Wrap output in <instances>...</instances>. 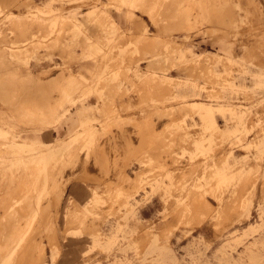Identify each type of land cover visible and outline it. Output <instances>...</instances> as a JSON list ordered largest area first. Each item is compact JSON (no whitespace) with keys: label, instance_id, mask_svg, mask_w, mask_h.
<instances>
[{"label":"rangeland","instance_id":"1","mask_svg":"<svg viewBox=\"0 0 264 264\" xmlns=\"http://www.w3.org/2000/svg\"><path fill=\"white\" fill-rule=\"evenodd\" d=\"M14 1V6H10L8 10L15 13H24L21 19L20 17L16 18L20 22L14 21V19L6 22L4 13L2 16L0 15V130L7 132L8 135L14 138H36L40 142H44L40 134L52 126L47 125L48 122L44 120V115L40 113V106L43 102L41 95L44 87H39L41 81L38 80V74L46 71L50 72L48 77H51V75L57 73L62 75L63 72L69 69L70 74L75 76L74 65L81 61H89L93 62L97 67L99 66L101 71L97 73L102 78L101 80H95L96 78H94L93 74L89 78L91 81L86 86H81L82 90L86 92L85 95L88 93L90 95L95 94L102 105L90 113L89 118L94 121L91 123L95 124L91 125L95 127L96 124H99V130L97 131L96 129L95 131H100L99 134L103 137L114 133L117 134L119 133L117 132L118 129L121 130L123 127H128L131 131L127 133L132 138L130 142L133 140V143L127 153L101 160L99 156L101 157L105 153L107 144L103 145V147L92 148L94 155L92 156V153H90V159L95 161L98 170H103L104 173L108 171L107 175L114 173L115 175H112L115 178L110 175L109 179L105 180L103 184H100V182L98 184L96 183L97 181L91 182L95 185L96 190L101 192V195L106 194V196H102L105 202L101 204V201L96 206H93L87 216L84 214L82 216L81 212V217L69 222L64 215L66 209L71 207L72 204L69 198L67 199L68 201H64L65 189L68 185L67 183L65 186V183L70 181L69 179H73L74 176L78 178L82 177V175L80 173L76 175L72 173L73 171L70 170L72 168L71 159L67 158H69L68 153L72 155L73 151L74 155H77L76 153L80 151L78 150L79 146L81 148V145L84 146L85 144L84 138H79L74 142L73 151L71 148L72 153L69 150L64 152L61 166L57 164L58 169L54 170L52 174L50 173L49 177L51 179H49L45 188H42V175L40 173L43 163L35 159L26 161L25 167L20 166L18 170L16 166H10L9 161H7L10 159L8 148L4 145V139L1 138L0 195L2 193L3 195L0 196V204L2 203L0 209H4V212L9 205L8 202L10 200L13 202L17 199L19 203L16 204L17 206L15 205V209L20 210L19 212L24 210L22 211L23 215L25 212L30 217L34 213V209L31 207L35 205H33L32 198L30 199L26 196L27 192H45V194H43L42 201L38 206L40 212L38 213L37 211L36 219L31 222V225L34 224L31 230L32 235L24 239L13 253L8 250L15 243V239L12 236L15 229L18 227L22 228L20 221L17 220L22 215L21 213L19 215L18 211L8 217L5 216V212L4 215L0 213V217L3 218L0 225L1 223L5 224V228L2 226L3 224L0 226V248L6 247L7 249L0 250V264H54L52 256L56 251V247H61L62 243L68 240L77 242V245H79L78 259L82 260L84 258L86 264H264L263 0H137V5L140 8L137 16H141L145 29L143 26L136 27V31L140 34L136 35L134 33L133 39L129 38L128 35V23L131 22H129L128 17L126 18V9L121 6L123 4L121 0H85L87 2L83 0L84 3L81 0V4L80 0H69L68 2L67 0H64V2L63 0H60V2L56 0L51 6L53 8L57 7V9L53 13H44L45 15L38 14L35 7H41L48 0ZM17 2L23 3V7L15 6ZM28 2L29 9H26ZM92 5H97L104 13L91 17L84 15ZM118 7L123 10H117ZM27 11L29 12V17L27 16ZM56 13L59 20L61 18L59 22L58 20L55 21L56 18L58 19ZM110 14L111 17L113 14H119L126 18L128 27L124 31L120 30L121 32L117 30L118 37L112 36L113 28ZM51 20H54V25L56 22L55 26ZM5 23L9 24L6 26ZM122 33L124 36H122ZM44 35L51 36L48 37L49 40L46 36L45 40ZM88 38L90 41L92 40L93 48L92 46L89 48L85 44ZM114 38L116 39L114 40ZM144 38L147 39L145 42L143 41ZM127 39L133 40L135 43L126 45ZM112 40L115 41L114 44ZM201 41H211L213 44H219L221 50L217 52L204 51L196 46ZM46 44L48 45L46 46ZM223 49L231 50L232 56L242 57L243 60L235 61L229 66L223 64L217 60V56L222 54ZM84 50H86L87 54H85ZM103 50H105V53ZM93 51L95 52L93 53ZM100 55H103V58ZM115 55L118 58L115 59ZM164 55L168 58L165 62L161 60ZM54 56L58 57L59 61L55 62L54 59L45 71L31 70L29 68L28 63L33 58L34 60H40V58L44 60L51 59ZM93 57L95 58L93 59ZM195 59L198 61H194ZM113 61L117 64L115 63L116 65H114ZM109 62L111 63L109 64ZM141 62L144 63L141 64ZM56 67L57 69H55ZM52 69L55 70L52 71ZM166 75L170 78L168 79ZM258 78H261L262 83L256 86L255 83ZM235 83L236 85H243L245 88L235 87ZM97 84H99V89H103L101 95L100 93L96 94L97 91L93 92L94 86H97ZM170 87L171 89H169ZM59 88H62V85L55 83V85H52L51 90L59 92ZM82 90H80L81 94L78 91L73 93L69 91L70 95L67 98L75 97L74 100L77 101L84 99L85 96L82 95ZM213 90L215 91L212 94ZM73 94H76V96ZM106 94H110L112 97L109 102L110 109L107 111L104 110L105 101L108 97ZM176 94L178 97H175ZM125 98H128V106L124 104ZM59 101L63 103L62 96ZM83 101L79 102L82 103ZM192 101H199L209 105L214 111L216 120L217 117L221 119V122L218 123L221 127L232 128L240 121V118L244 121L245 116L249 115L247 120L253 121L249 125L251 126L249 128H253V133L245 136L242 141L231 140L233 143L230 141L218 142L217 139L220 140L221 136L215 134L218 138L214 135V139L212 138L210 143L213 150L209 151L210 147H208L205 149V153L198 155L199 158L196 156L195 159L197 160L198 158L197 161L192 159L196 163L203 165H201L202 167L200 166L201 169L195 162L189 163L188 166L193 164L191 166L193 168L189 167L191 171L195 170V167L196 170H199L192 171L188 174L189 177L186 176L187 174L183 175L184 171L188 173L190 170L186 165L182 167L183 163L182 165L180 164L181 160L178 159L179 157L176 153H181L183 144L184 147L187 146L190 149L193 144L191 140H199L200 137L203 138L209 135V133H204L207 130L203 131L199 117L194 116L193 111L192 116L189 108L185 109L188 107L187 103ZM79 102L76 103L79 104ZM58 103L56 102V104ZM65 104L68 106V103ZM168 105L170 107H167ZM161 106L162 109H159ZM230 109L237 112H232V114L229 111ZM151 110L152 112L156 110L155 113L159 117V126L154 127L156 129L152 128V122L150 121L149 124L146 116H142ZM243 111L248 113L237 115ZM138 113H141V116ZM183 115L184 117H182ZM134 116L141 118L138 120ZM174 117L176 118L175 120ZM167 119L170 122L167 121V123ZM247 120H245L246 124H250L251 122H247ZM128 121L130 124L127 123ZM142 123L144 125L147 123L146 126L149 125L148 127L145 126V129H147H144V131L141 127ZM175 123L182 124L179 126ZM183 125L187 131L183 129ZM161 127H163L162 132H160ZM148 129L151 131L146 132ZM153 130H158L157 134H154ZM172 131L173 133L171 134ZM199 131L201 132L199 133ZM193 132L196 133L193 134ZM174 133L178 134L174 135ZM138 135L139 137H137ZM153 136L154 139L151 141ZM120 138L119 136V141ZM172 139L176 140V142H173ZM82 142L84 143L82 144ZM173 143H175L174 146ZM216 143L220 144L216 145ZM155 147L156 150L153 149ZM83 149H86L88 153L91 150L90 148ZM156 151L159 152L158 156L155 154ZM234 151L237 152V158L233 156ZM209 152L210 154H208ZM146 154H150L149 156L153 158ZM171 155L173 156L171 157ZM168 157L172 158L173 163L170 162L171 158L168 159ZM176 157H178L177 159L180 162ZM200 157L203 158L201 159ZM162 158L164 159L162 160ZM120 160H123V162ZM176 160L178 163H174ZM161 165L163 169L166 167L164 165H167L164 169L165 173H163ZM243 165L244 167L246 166V171L242 170L241 172L246 176L240 174L241 178L239 175L236 179L238 181V178H240L241 183L235 179L236 182L234 181L233 184V187L236 183H238L237 185L240 184L235 186V190L239 188V192L233 190V187L232 192L228 188L225 189L226 191L221 190L224 187L222 188L221 181L216 176L220 175L224 169L243 168ZM171 166L173 169L170 172ZM181 167H185L184 171ZM186 168H188V171H186ZM180 169L183 171L181 174L184 178H181ZM68 171L69 174L65 175ZM173 173L177 177L173 176ZM154 174L155 177L158 176L157 179L153 176ZM163 174V179L166 181L167 186L166 192H162L165 199L162 201L160 198L161 193L158 192V185L163 180L160 178V175L162 176ZM247 174L252 175L250 177ZM35 176L38 178L37 183L33 180ZM153 177L155 180L152 179ZM188 177L191 180H188ZM242 179L248 185L252 181L251 185L242 184ZM245 179L246 181L251 180L245 182ZM181 180H183V184ZM84 181L87 182L89 180ZM189 181H192V183ZM133 182L135 184H132ZM218 182H220L219 185ZM144 183L148 184L144 185ZM178 183H180V186L176 185ZM187 183H190L189 186H187ZM213 183H215L214 186ZM107 186L108 188H106ZM118 186L119 188L121 186V188L119 189ZM207 186L209 192H206ZM246 186L250 188L248 189ZM181 187L188 189L184 190ZM244 187L246 190H244ZM134 189L138 190L133 192ZM214 190L221 193L216 192V195H214ZM240 190L244 192H240ZM210 191H213L212 195ZM24 192H26L25 196L23 195ZM207 194L220 199H215L214 201ZM217 194L221 195V197L217 196ZM195 196L200 197L201 201ZM206 197L208 203L204 205L203 199ZM153 198L161 201L163 205L161 214L152 219H142L139 216V211ZM58 200L61 201L59 216L55 213ZM126 200L127 202H125ZM3 202H7V205ZM73 202L78 205L77 207L82 208L85 206V204L79 205L74 200ZM13 215L16 217L13 218ZM5 220L8 221L6 222ZM9 227L10 229L7 230ZM1 232L5 234L2 235ZM4 235L5 237L7 236L6 239L5 237L2 238ZM11 236L13 239L7 240ZM5 241L8 242L6 243ZM255 256L257 258L254 262H251V258H255ZM257 260L261 262L259 263Z\"/></svg>","mask_w":264,"mask_h":264},{"label":"bare ground","instance_id":"2","mask_svg":"<svg viewBox=\"0 0 264 264\" xmlns=\"http://www.w3.org/2000/svg\"><path fill=\"white\" fill-rule=\"evenodd\" d=\"M66 1V0H65ZM69 0H67V2H68ZM75 1H77V0H75ZM79 1V0H78ZM85 1V0H84ZM14 0H0V15L2 16V14L4 13V19H5V21L6 22H8V21H12L13 19H14V21L16 20V18L17 17H20V19H21V16L23 17L24 15V13H15V12H12V11H9L8 10V8L10 7V6H14ZM54 2H56V0H48L47 2H45L41 7H35V10H36V12H38V14L39 13H41V14H44V13H50V12H52L53 13V11H55V9H57V7L56 8H53L52 6H51V4H53ZM58 2V1H57ZM59 2H60V0H59ZM63 2H64V0H63ZM82 2H83V0H82ZM85 2H87V1H85ZM121 2L123 3L121 6H123V8H125L126 10H125V14L127 15L126 16V18L128 17V19H129V22H131V23H128L129 24V28H128V35H129V38L131 37H133V35H134V33L136 34V35H139L140 33L139 32H137L136 31V27L138 28V26H143L144 25V23L142 22V19H141V16H137V12H139V10H140V8L138 7V5H137V0H121ZM75 3V2H74ZM84 3V2H83ZM76 4V3H75ZM78 4V3H77ZM80 4H81V0H80ZM104 4V3H103ZM23 3H19V2H17V4H15V6H17V7H23ZM67 5V4H66ZM68 5H71V4H68ZM106 6V5H105ZM26 9H29V2L27 3V6H26ZM6 10H8V11H6ZM117 10H123V9H121V7H118V9ZM61 11V10H60ZM99 11V12H98ZM142 12V11H141ZM35 13V12H34ZM102 13H104V11L103 10H100L99 9V7L97 6V5H92L91 7H90V9L88 10V11H86L85 13H84V15L86 14L87 16H98L99 14L101 15ZM106 13V12H105ZM124 13V12H123ZM136 13V14H135ZM142 13H144V12H142ZM36 14V13H35ZM60 14V13H59ZM45 15V14H44ZM51 15V14H50ZM49 15V16H50ZM27 16L29 17V12L27 11ZM52 16H53V14H52ZM56 16L58 17V14L56 13ZM60 17H61V15H59ZM82 16V15H81ZM64 17V16H63ZM62 17V18H63ZM152 17V16H151ZM3 18V17H2ZM88 18V17H87ZM54 19H55V17H54ZM64 19H66L65 17H64ZM0 20H1V18H0ZM3 20V19H2ZM58 20V22L61 20V18H60V20H59V17H58V19L56 18V20L55 21H57ZM68 20V19H67ZM69 20H71V19H69ZM75 20V19H74ZM154 20V19H153ZM13 21V22H14ZM17 22H20L19 20H16ZM52 22L54 21V20H51ZM51 21H49V23H51ZM110 21H111V25H112V28H113V32H112V36L113 37H115V36H117L118 37V35L119 34H117V30H118V32H121L120 31V27L118 26V24L117 23H115L114 22V20L112 19V17H111V14H110ZM70 22V21H69ZM72 22V21H71ZM156 22V21H155ZM12 23V22H11ZM75 23V22H74ZM79 23H80V21H79ZM121 23V22H120ZM6 24V26L9 24H7V23H5ZM52 24V23H51ZM51 24H50V27H51ZM157 24H158V22L155 24L156 26H157ZM185 24V23H184ZM53 25H54V22H53ZM52 25V26H53ZM55 25H56V22H55ZM54 25V26H55ZM70 25H71V23H70ZM74 25V24H73ZM77 25V24H76ZM130 25H131V27H132V29H130L131 27H130ZM159 26V25H158ZM74 27V26H73ZM144 27V29H145V26H143ZM181 27V26H180ZM2 28V27H1ZM52 28V27H51ZM54 29V28H53ZM81 29H83V28H81ZM80 29V30H81ZM181 29V28H180ZM50 30V29H49ZM73 30V29H72ZM78 30V29H77ZM143 30V29H142ZM82 31V30H81ZM54 32V31H53ZM52 32V33H53ZM140 32H141V30H140ZM49 33V32H48ZM51 33V34H52ZM82 33H84V32H82ZM50 34V33H49ZM123 34V33H122ZM53 35V34H52ZM143 35V34H142ZM45 36V35H44ZM47 36V38L49 37V36H51V35H46ZM46 36H45V40H46ZM122 36H124V34L122 35ZM136 37H138V36H136ZM40 38V37H39ZM43 38V37H42ZM41 38V39H42ZM134 38V37H133ZM132 38V39H133ZM140 38H141V36H140ZM51 39V38H50ZM116 38H114V40H115ZM124 39V38H123ZM28 40V39H27ZM39 40V39H38ZM48 40H49V38H48ZM114 40H112L113 41V44L115 43V41ZM147 39L146 38H144V42L146 41ZM26 41V40H25ZM24 41V42H25ZM29 41V40H28ZM138 41V40H137ZM142 41V42H143ZM41 42V41H40ZM46 42V41H45ZM48 42V41H47ZM46 42V43H47ZM135 43V41H133V40H129V39H127V42H126V45H131L132 43ZM143 42V43H144ZM42 43V42H41ZM49 43V42H48ZM109 43V42H108ZM25 44H26V42H25ZM89 48L93 45L92 44V40L90 41L89 40V38L87 39V42L85 43ZM96 44V43H95ZM112 44V43H111ZM48 44H46V46H47ZM138 45V44H137ZM44 46H45V44H44ZM94 46V45H93ZM93 46H92V48H93ZM103 46H105V45H103ZM99 47V46H98ZM110 47H111V45H110ZM124 47V46H123ZM137 47V46H136ZM109 48V47H108ZM121 48V47H120ZM137 48H139V47H137ZM229 48V47H228ZM107 49V48H106ZM111 49V48H110ZM131 49V48H130ZM132 49H133V47H132ZM131 49V50H132ZM93 50V49H92ZM92 50H91V52H92ZM85 51V54H87L86 53V50H84ZM104 51V53H105V50H103ZM107 51V50H106ZM95 51H93V53H94ZM114 52H116V51H114ZM92 53V54H93ZM99 53V52H98ZM88 54H89V50H88ZM102 54H103V52H102ZM98 56V55H97ZM101 56V55H100ZM103 56V55H102ZM101 56V57H102ZM109 56V55H108ZM111 56V55H110ZM124 56H126V55H124ZM198 57H201L200 55H197ZM95 57H93V59H94ZM103 58V57H102ZM110 58V57H109ZM108 58V59H109ZM115 59L116 58H118V57H116V55H115V57H114ZM134 58V57H133ZM217 60L218 61H220V62H222L223 64H226L227 66H229V65H231V64H233L235 61H238V60H243V58L242 57H235V56H232V51L231 50H225V49H223L222 50V54H219V56H217ZM107 59V60H108ZM199 59V58H198ZM28 60V59H27ZM161 60H164L163 62H165V61H167L168 60V58H167V56L166 55H164L163 57H162V59ZM39 61V60H38ZM92 61V60H91ZM194 61H198L197 59H195ZM96 62V61H95ZM108 62V61H107ZM111 62H109V64H110ZM113 63H114V65H116L117 63L115 62V61H113ZM116 63V64H115ZM219 63V62H218ZM75 64V63H74ZM76 65V64H75ZM74 65V66H75ZM26 66V65H25ZM73 66V65H72ZM58 67V66H57ZM57 67L55 68V69H57ZM232 67V66H231ZM94 68V67H93ZM226 68V67H225ZM55 69H52V71L53 70H55ZM58 69H59V67H58ZM227 70H228V68H227ZM233 70V69H232ZM43 71H45V70H43ZM51 71V70H50ZM101 70H99L98 72H100ZM102 71H104L103 69H102ZM49 73L50 72H43V73H40V74H38V80L39 81H41V83H39V87H44V89H43V91H42V95H41V99L43 100V102H42V105L40 106V113L41 114H43L44 115V120H46L47 122H48V124L47 125H50V126H54V125H56V124H58L67 114H68V112H69V110H71V108L72 107H74L77 103L76 102H81L82 100H85V99H87V98H89L90 96H95V94H92V95H90L89 93L87 94V95H85V91H83L82 90V87L81 86H86L91 80H89V78H87V77H84L83 75H81L80 73H76V75H75V78H76V81L75 80H73L72 79V77L74 76V74L72 75V74H70V70L68 69V71H66V72H63V74L61 75H58V73L57 74H54V75H51V77H48L49 76ZM150 74V73H149ZM99 75L100 74H94V78H96L95 80H101L102 78H101V76L99 77ZM261 75V74H260ZM128 76V75H127ZM167 76V78L169 79L170 77L168 76V75H166ZM210 76V75H209ZM208 76V77H209ZM227 78V77H226ZM44 79H46V80H44ZM79 79V80H78ZM156 79H157V76H156ZM78 80V81H77ZM232 80V79H231ZM157 82H158V80H157ZM159 82H160V80H159ZM169 82V81H168ZM55 83H58V84H60V85H62V88H59V92L58 91H56V92H54L53 90H54V88H53V90H51V88H52V85L54 84L55 85ZM100 83V82H99ZM167 83V82H166ZM172 84H173V82H171ZM262 83V80H261V78H258L257 79V82L255 83V85L257 86H259L260 84ZM139 84V83H138ZM169 84V83H168ZM167 84V85H168ZM229 84V83H228ZM98 85L99 84H97V86H94V89H93V92L95 93V91H97V93L96 94H99L100 93V95H101V91L103 90V89H99L98 88ZM158 85V84H157ZM160 85V84H159ZM162 85V84H161ZM216 85V84H215ZM224 85V84H223ZM155 86V85H154ZM225 86V85H224ZM235 87H243V88H245V86H243V85H236V83H235V85H234ZM161 87H163V86H161ZM167 87V86H166ZM208 87V86H207ZM215 87V86H214ZM209 88V87H208ZM207 88V89H208ZM211 88V87H210ZM218 88V87H217ZM57 89V88H56ZM159 89V88H158ZM169 89H171V87L169 88ZM213 89H216V88H213ZM221 89V88H220ZM80 90H82V95H84L85 97H84V99L82 98V99H78L79 101H77V100H74V98L75 97H68L67 98V96H69L70 95V93H69V91L71 92V93H73L74 91H78L80 94H81V92H80ZM163 90V89H162ZM164 90H166V89H164ZM210 90V89H209ZM209 90H207V91H209ZM158 91V90H157ZM215 90H213L212 91V94H213V92H214ZM210 92V91H209ZM77 93V92H76ZM211 93V92H210ZM79 94V95H80ZM74 95V94H73ZM61 96H62V98H63V103L61 102L60 103V99H61ZM74 96H76V94L74 95ZM178 97V95L176 94L175 95V97ZM202 96V95H201ZM172 97V96H171ZM58 98H59V100H58ZM73 98V99H72ZM168 98V97H167ZM184 98V97H183ZM209 98V97H208ZM212 98H214V97H212ZM201 99H202V97H201ZM58 100V101H57ZM89 100V99H88ZM66 101V102H65ZM175 101V100H174ZM211 101H212V99H211ZM216 101H218V100H216ZM56 102H59L58 104H56ZM79 102V103H80ZM172 102V101H171ZM170 102V103H171ZM178 102V101H177ZM206 102V101H205ZM65 103H68V106H66V104ZM167 103V102H166ZM169 103V102H168ZM179 104V103H178ZM119 105V104H118ZM166 105V104H165ZM171 105V104H170ZM115 106H117L116 104H115ZM151 106V105H150ZM150 106H149V108H150ZM175 106V105H174ZM182 106V105H181ZM185 106V105H184ZM183 106V107H184ZM187 106L188 107H186L185 109H187V108H189V111L191 110V113L190 114H192L193 112H194V116L196 115L197 117H199V120H200V124H201V126L203 127L202 129H203V131L204 130H207V132H205L204 131V133L206 134V133H209V135L208 136H204L203 138L202 137H200L199 138V140H191L192 141V145L190 146L191 148L189 149V148H187V146H186V144H185V146L186 147H184V144H183V142H182V150H181V153H176L177 155H178V157H176V159L178 158V159H180L181 160V165H182V163H183V165H182V167L184 166V165H186V167H191V166H193V164H191L190 166H188L189 165V163L190 162H195V161H193L192 159H194V160H196L195 158H196V156H198L200 153H205V149H207L208 147H210L209 148V151H212L213 149L211 148L212 146L210 145V143L212 142V138H213V136L215 135V134H217V136H221V138H220V140L219 139H217L218 140V142H220V141H222V142H226V141H230V142H232L233 143V141H242V139L243 138H245V136H247V135H249V134H252L253 133V128L251 129V128H249V127H251V126H249V125H251L252 124V122L249 120H247L248 119V117H249V115L246 117L245 116V119H244V121H242L241 120V118H240V121L234 126V127H232V128H230V127H221V125H219L218 124V122H217V120H216V117H215V114L213 113L214 111H213V109L209 106V105H207V104H205V103H202V102H199V101H192V102H189V103H187ZM214 106V105H213ZM245 106V105H244ZM37 107V106H36ZM167 107H170L169 105L167 106ZM220 107V106H219ZM93 108H94V106H93ZM118 108V107H117ZM154 108V107H153ZM180 108V107H179ZM33 109V108H32ZM75 109V108H74ZM112 109H113V107H112ZM159 109H162V106H161V108H159ZM169 110H170V108H168ZM171 109H172V107H171ZM183 109V108H182ZM181 109V110H182ZM229 109V108H228ZM227 109V110H228ZM142 110V109H141ZM240 110H242V109H240ZM246 110V109H245ZM152 111V110H151ZM159 111V110H158ZM162 111V110H161ZM176 111V110H175ZM177 111H179V109H177ZM176 111V112H177ZM185 111V110H184ZM187 111V110H186ZM193 111V112H192ZM231 113L232 112H237V111H235V110H232V109H230L229 110ZM145 112V111H144ZM147 112H150V111H147ZM154 112H156V110H154ZM166 112V111H165ZM173 112V111H172ZM171 112V113H172ZM175 112V113H176ZM188 112V111H187ZM228 112V111H227ZM244 112H246V111H243V112H241L240 114H237L238 116L239 115H245V114H247V113H244ZM252 112V111H251ZM250 112V113H251ZM142 113V112H141ZM140 113V114H141ZM185 113V112H184ZM189 113H187V114H189ZM143 114V113H142ZM145 114H148V113H145ZM144 114V115H145ZM150 114H151V112H150ZM168 114V113H167ZM233 114V113H232ZM121 115H123V114H121ZM132 115V114H131ZM156 115V114H155ZM186 115V114H185ZM230 115V114H229ZM46 116H48V117H46ZM124 116H125V114H124ZM141 116V115H140ZM143 116V115H142ZM171 116H173V114H171ZM170 116V117H171ZM178 116H179V114H178ZM189 116V115H188ZM192 116H193V114H192ZM191 116V118H193ZM129 117H131V116H129ZM128 117V118H129ZM135 117V116H134ZM137 117V116H136ZM135 117V118H136ZM139 117V116H138ZM137 117V119L139 120L141 117H139L138 118ZM148 117V116H147ZM151 117V116H150ZM154 117V116H153ZM152 117V118H153ZM169 117V118H170ZM177 117V116H176ZM182 117H184V115L182 116ZM196 117V118H197ZM241 117V116H240ZM168 118V119H169ZM173 118V117H172ZM243 118V117H242ZM122 119V118H121ZM120 119V120H121ZM125 119V118H124ZM154 119H155V117H154ZM162 119V118H161ZM168 119L166 120V122L168 121ZM176 118L174 117V120H175ZM181 119V118H180ZM187 119V118H186ZM123 120V119H122ZM134 120H136V119H134ZM142 120H144V119H142ZM152 120V119H151ZM159 120V117H158V119H157V121ZM245 120H247V122H251L250 124H246V121ZM119 121V120H118ZM125 121V120H124ZM123 121V122H124ZM141 121V120H140ZM153 122V121H151L152 122V124L154 123L155 125H156V123H158V122ZM189 121V120H188ZM91 122H94L93 121V119H91V118H89L87 115H84L82 118H80V120L77 122L78 124H77V127H76V130H74L73 132H72V134H70L67 138H64V139H59V140H54V141H50V142H40L39 140H37L36 138H14L13 136H10V135H8V133L7 132H5V131H2V130H0V139L2 138V139H4V145L6 146V148H8V153H9V160H7V161H9V163H10V166H16V169L18 170V169H20V166H23V167H25V164H26V161H31V160H39V161H41L42 163H43V166H42V168L40 169V173H41V182H42V188H45V187H47V182L49 181V179H51L49 176H50V173L52 174L53 172H54V170H57L58 169V166H61V163H62V156H63V154H65L64 152L65 151H68L69 150V152L70 153H72L71 152V148L72 147H74V142L75 141H77V139H79V138H84L83 140H85V144H84V146H82L81 145V148H80V146H79V148H78V150H80V151H78L76 154L77 155H74V151H73V148H72V151H73V154L72 155H74V156H72L71 154H69L68 153V155H69V158H67V159H71L70 161H71V164H72V168L70 169V170H72L73 172L72 173H74V175H76V174H81L82 175V177H78V178H75V176H74V178L73 179H69L70 181H67L66 183H65V186H66V184L68 183H72V182H78V181H83V180H89V181H87V182H93V181H97L96 183H98V182H100V184H103V182L105 181V180H107V179H109L108 177L110 176V175H112V174H114V173H112V174H108L107 175V173H108V171L107 172H103V170H98V167H97V165L95 164V161L94 160H92V159H90L91 158V155H90V153H92L93 151H92V148L94 147V148H96V147H100V146H102L103 147V145H105V144H107L106 145V150H105V153H103L102 154V156L100 157L99 156V158H100V160L101 159H106V158H114V157H116V156H121V154L123 155L125 152L127 153L128 152V150H130L129 148L131 147V144L133 143V140H131V142H130V139H132L129 135H128V129H125V130H123L124 129V127H123V125H122V131H120L119 129H118V131L117 132H119V133H114L113 135H107L106 137H103V136H101L100 134H96V131H95V129H94V127L91 125V124H94V123H91ZM142 122V121H141ZM164 122H165V118H164ZM168 122H170V120L168 121ZM167 122V123H168ZM127 123H129V121L127 122ZM160 123V122H159ZM130 124V123H129ZM129 124H128V126H129ZM144 124V123H143ZM147 124V123H146ZM146 124L145 125H143V127L144 126H146ZM149 124H150V121H149ZM164 125H165V123H163ZM171 124V123H170ZM169 124V125H170ZM176 124V123H175ZM180 124H182V123H177L176 125H179L180 126ZM184 124V123H183ZM199 124V125H200ZM232 124H233V121H232ZM95 125V124H94ZM132 125V124H131ZM161 125V124H160ZM255 125V124H254ZM91 126V127H90ZM121 126V125H120ZM149 126V125H148ZM152 126H154V125H152ZM151 126V127H152ZM159 126V125H158ZM163 126V125H162ZM184 126V125H183ZM140 127V126H139ZM151 127H149V128H151ZM156 127V126H155ZM182 127V126H181ZM96 128V127H95ZM115 128V127H114ZM133 128V127H132ZM153 129H156V128H154V127H152ZM158 128V127H157ZM162 128L163 127H161V131L160 132H162ZM199 128H200V126H199ZM145 129V128H144ZM147 129V128H146ZM169 129V128H168ZM177 129V128H176ZM175 129V130H176ZM183 129L185 130V126L183 127ZM182 129V130H183ZM193 129V128H192ZM130 130V129H129ZM139 130H141V129H139ZM181 130V129H180ZM188 130H189V128H188ZM200 130V129H199ZM97 131H98V129H97ZM151 130L149 129V131H146V132H150ZM155 130H153L152 132L155 134L158 130H156L155 132H154ZM165 131H166V129H165ZM169 131H171V130H169ZM185 131H187V130H185ZM112 132V131H111ZM115 132V131H114ZM178 132H179V130H178ZM201 131H199V133H200ZM113 133V132H112ZM126 133V134H125ZM141 133H142V131H141ZM163 133H164V131H163ZM173 133V131L171 132V134ZM182 133V132H181ZM185 133V132H184ZM187 133V132H186ZM194 133H196V132H193V134ZM131 134V133H130ZM134 134H136L135 132H134ZM133 134V135H134ZM143 134V133H142ZM157 134V133H156ZM177 135L178 133H174V135ZM219 134V135H218ZM160 135V134H159ZM170 135V134H169ZM173 135V136H174ZM183 135V134H182ZM185 135V134H184ZM55 136H57V135H55ZM85 136V137H84ZM119 136L121 137L120 138V141L118 140V138H119ZM193 136V135H192ZM198 136V135H197ZM216 136V135H215ZM216 136V137H217ZM137 137H139V135L137 136ZM136 137V138H137ZM143 137V136H142ZM142 137H141V139H142ZM149 137V136H148ZM174 137H176V136H174ZM181 137V136H180ZM199 137V136H198ZM215 137V138H216ZM152 138V140L151 141H153V139H154V136L153 137H151ZM150 138V139H151ZM156 138V137H155ZM172 138V137H171ZM177 138V137H176ZM218 138V137H217ZM197 139V138H196ZM214 139V138H213ZM156 140H157V138H156ZM216 140V141H217ZM231 140H233V141H231ZM135 141H137V140H135ZM171 141V140H170ZM172 141L173 142H176V140H173L172 139ZM155 142V141H154ZM84 142H82V144H83ZM129 143H130V145H129ZM138 143H139V138H138ZM138 143H136L137 145H138ZM187 143H188V141H187ZM189 143H191V142H189ZM231 143V144H232ZM235 143V142H234ZM160 144V143H159ZM158 144V145H159ZM171 144V143H170ZM174 144L175 143H173V146H174ZM220 143H216V145H219ZM224 144V143H223ZM231 144H229V145H231ZM93 145V146H92ZM137 145H135V146H137ZM139 145H140V143H139ZM208 145V146H207ZM210 145V146H209ZM243 145H245L244 143H243ZM133 146H134V144H133ZM160 146V145H159ZM180 146V145H179ZM179 146H177V147H179ZM102 147H101V149H102ZM157 147V149H159V147L158 146H156ZM156 147L155 148H153V149H155L156 150ZM161 147H162V145H161ZM238 147V146H237ZM247 147H249V146H247ZM83 148H90L91 150H89L90 152L88 153L87 152V150L86 149H83ZM245 148V147H244ZM82 149V150H81ZM211 149V150H210ZM124 150V151H123ZM161 150V149H160ZM242 150V149H241ZM245 150V149H244ZM243 150V151H244ZM247 150V149H246ZM249 150V149H248ZM158 151V150H157ZM155 152V154L158 156L159 155V152ZM121 152V153H120ZM158 153V154H157ZM207 153V152H206ZM79 154V155H78ZM167 154V153H166ZM202 154H201V156H202ZM208 154H210V152L208 153ZM67 155V154H66ZM94 155V153H92V156ZM147 155V154H146ZM145 155V156H146ZM150 155V154H149ZM149 155H147V156H149ZM155 155V156H156ZM168 155V154H167ZM205 155V154H204ZM204 155H203V157H204ZM125 156V155H124ZM144 156V155H143ZM157 156H156V158H157ZM173 155H171V157H172ZM206 156H207V154H206ZM205 156V157H206ZM212 156V155H211ZM230 156V155H229ZM70 157H72V158H70ZM127 157V156H126ZM150 158H153V157H151V156H149ZM171 157H168V159L169 158H171ZM202 157V158H203ZM8 158V157H7ZM123 158V157H122ZM198 158H199V156H198ZM198 158H197V160H198ZM201 158V157H200ZM201 158V159H202ZM124 159V158H123ZM147 159H148V157H147ZM159 159V158H158ZM161 159V158H160ZM164 158H162V160H163ZM166 159H167V157H166ZM177 159V160H178ZM177 160L174 162V163H178L177 162ZM180 160H178L179 162H180ZM192 160V161H191ZM196 160V161H197ZM204 160V159H203ZM207 160V159H206ZM120 161H122L123 162V160H120ZM120 161H119V163H120ZM173 161H174V159H173ZM142 162H144V161H142ZM167 162V161H166ZM171 163H173L172 162V158H171V161H170ZM205 162V161H204ZM203 162V163H204ZM250 162V161H249ZM1 163V162H0ZM164 163H165V161H164ZM196 163V162H195ZM242 163V162H241ZM254 163V162H253ZM256 163V162H255ZM57 164H58V166H57ZM115 164V163H114ZM166 164V163H165ZM179 164V165H180ZM198 163H196V165H197ZM206 164V163H205ZM204 164V165H205ZM236 164H238V163H236ZM252 164V163H251ZM168 165V164H167ZM167 165H164V166H166L167 167ZM180 165V166H181ZM199 165V168L201 169V167L203 166L202 164H198ZM202 165V166H201ZM250 165V164H249ZM119 166V165H118ZM131 166V165H130ZM146 166H147V164H146ZM162 166V165H161ZM160 166V167H161ZM173 166V165H172ZM171 166V167H172ZM175 166H176V164H175ZM201 166V167H200ZM230 166V165H229ZM242 166V165H241ZM57 167V168H56ZM113 168H114V166H112ZM125 167H127V166H125ZM159 167V168H160ZM165 167V168H166ZM174 167V166H173ZM173 167L172 168H170V167H168V168H170L171 170H169L170 172L172 171V169H173ZM179 167V166H178ZM181 167V168H182ZM246 167V166H245ZM245 167H244V165H243V168H234L233 170H226V169H224L221 173H220V175H218V176H216V178H218L219 179V181H221V184H222V188L223 189H221V190H225V189H229L230 190V192H232L231 190H232V187H233V184H234V181H235V179H236V177L237 176H239L240 174L241 175H243V176H246V175H244V174H242V170L243 171H246L245 170ZM252 167H253V165H252ZM257 167V166H256ZM117 168V167H116ZM115 168V169H116ZM157 168V167H156ZM164 168V169H165ZM177 168V167H176ZM175 168V169H176ZM188 168H186V171H188L187 169ZM191 168H193V167H191ZM214 168V167H213ZM229 168V167H228ZM233 168V167H232ZM254 168H255V166H254ZM110 169V168H109ZM161 169H163V166H162V168ZM164 169H163V173H165L164 172ZM183 169H185V167L184 168H182V170ZM247 169V168H246ZM111 170V169H110ZM159 170V169H158ZM157 170V171H158ZM179 170V169H178ZM181 170V169H180ZM181 170V172H180V174L184 171H182ZM189 170H190V172H186L185 173V171L183 172V175H185V174H187L186 176H189L188 174H190L192 171H195L196 170V167H195V170H192L191 171V169L189 168ZM212 170V169H211ZM249 170H250V168H249ZM248 170V171H249ZM253 170V169H252ZM251 170V171H252ZM256 170V169H255ZM258 170V169H257ZM112 171H113V169H112ZM156 171V170H155ZM167 171H168V169H167ZM166 171V172H167ZM177 171V170H176ZM196 171H199V170H196ZM63 172V171H62ZM71 172V171H70ZM114 172V171H113ZM178 172V171H177ZM176 172V174L178 175V173ZM241 172V173H240ZM153 173V172H152ZM151 173V174H152ZM155 173V172H154ZM193 173H196V172H193ZM252 173V172H251ZM67 174H69V171L67 172V173H65V175H67ZM155 174H158V173H155ZM155 174L153 175L154 177H155ZM174 174V173H173ZM204 174V173H203ZM249 174H250V172H249ZM115 175V174H114ZM114 175H112L114 178H115V176ZM116 175H117V173H116ZM182 174H181V178L183 177L184 178V176H183ZM241 175H240V178H241ZM252 175V174H251ZM251 175H248L247 174V176H250L251 177ZM173 176H176L175 174L173 175ZM185 176V177H186ZM192 176V175H191ZM242 176V177H243ZM154 177L152 178L153 180H155L154 179ZM163 177H164V174L161 176L160 175V178L161 179H163ZM177 177V176H176ZM176 177H174V178H176ZM190 177V176H189ZM188 177V180H191L190 178ZM148 178V177H147ZM156 179L158 178V176L157 177H155ZM187 178V177H186ZM191 178H193V177H191ZM240 178H238V181H237V179H236V181L237 182H240L241 183V179ZM135 179V178H134ZM160 179V180H161ZM179 179H180V177H179ZM193 179H195V178H193ZM247 179V178H246ZM246 179H245V182H247V181H250V180H247L246 181ZM33 180H34V182L35 183H37L38 182V178H37V176H35V177H33ZM148 180V179H147ZM186 180V179H185ZM240 180V181H239ZM244 179H242V184L244 183V181H243ZM131 181V180H130ZM141 181V180H140ZM143 181V180H142ZM146 181V180H145ZM172 181V180H171ZM183 180H181V182H182ZM187 181V180H186ZM213 181V180H212ZM218 181V180H217ZM216 181V182H217ZM235 181V182H236ZM85 182V181H84ZM132 182V181H131ZM149 182H151L150 180H149ZM148 182V183H149ZM154 182V181H153ZM174 182V181H173ZM179 182V181H178ZM190 183H192V181H189ZM194 182V181H193ZM148 183H144V185L146 184H148ZM176 183V182H175ZM190 183H187L188 185L187 186H189V184ZM219 183L220 182H218V185H219ZM251 183H252V181H251ZM251 183L249 184V185H251ZM87 184V183H86ZM99 184V183H98ZM132 184H135L134 182L132 183ZM137 184H138V182H137ZM157 184V183H156ZM182 184H183V182H182ZM214 184L215 183H213V186H214ZM238 183H236V185H234V187H233V190H235V186H239V185H237ZM245 184V183H244ZM140 185V184H139ZM149 185H150V183H149ZM152 185V184H151ZM174 185V184H173ZM177 186H180V183H178V184H176ZM175 185V186H176ZM245 185H248V184H245ZM244 185V186H245ZM248 185V186H249ZM159 187H158V192H160L161 194H160V198H161V200L163 201V200H165L164 199V195L162 194V192H166V186H167V183H166V181H164V179L163 180H161V184L160 185H158ZM174 186V188H176ZM192 186V185H191ZM210 186V185H209ZM243 186V185H242ZM248 186H246V188H248ZM129 187V186H128ZM131 187V186H130ZM132 187H133V185H132ZM139 187V186H138ZM150 187V186H149ZM173 187V186H172ZM183 187H185V186H183ZM183 187H181V189L183 188ZM217 187H219V186H217ZM221 187V186H220ZM241 187V186H240ZM106 188H108V186L106 187ZM118 188H119V186H118ZM120 188H121V186H120ZM119 188V189H120ZM124 188V187H123ZM123 188H122V191H123ZM137 188V187H136ZM135 188V189H136ZM143 188V187H142ZM141 188V189H142ZM151 188V187H150ZM207 188H208V186L206 187V192L208 191L207 190ZM210 188V187H209ZM214 189H215V187H213ZM250 188V187H249ZM248 188V189H249ZM118 189V190H119ZM133 190V192L134 191H137V190ZM141 189H140V192H141ZM184 190H187V189H185V188H183ZM211 189V188H210ZM239 188H237V190H235V191H238L239 192V190H238ZM241 189V188H240ZM247 189V190H248ZM116 190H117V188H116ZM127 190V189H126ZM157 190V189H156ZM156 190H153V191H156ZM184 190H183V192H184ZM213 190V189H212ZM220 190V191H221ZM242 190V189H241ZM240 190V192H244V191H241ZM244 190H246L245 189V187H244ZM125 191V190H124ZM179 191H181L180 189H179ZM195 191V190H194ZM226 191V190H225ZM235 191H233V192H235ZM118 192V191H117ZM127 192V191H126ZM174 192V191H173ZM172 192V193H173ZM199 192V191H198ZM209 192V191H208ZM210 192H212L211 193V195L213 194V191H210ZM218 193L219 191H215L214 190V195H216L215 193ZM229 192V191H228ZM229 192V193H230ZM1 193V192H0ZM25 193L26 192H24L23 193V195L25 196ZM29 193V194H28ZM77 193V192H76ZM106 193V192H105ZM151 193H152V191H151ZM155 193V192H154ZM203 193H205L204 191H203ZM219 193H221V192H219ZM7 194H10V193H7ZM7 194H6V196H7ZM13 194V193H12ZM43 194H45V192H27V194H26V196L27 197H29L30 199L32 198V201H33V205H35V206H32L31 208L32 209H34L33 210V214L30 216V217H28L26 214H25V212H24V215H23V213H22V211H24V210H22L21 212H19L18 210H16L15 209V207L17 206L16 204H18L19 203V201L16 199L15 201H13V202H11V200H10V202H8L9 203V205H8V207L6 208V207H4V208H6L5 209V216H12V213H16V211H18L19 212V215H20V213H21V215H22V217L20 216L17 220H19L20 221V226L22 227V228H16L15 229V231H14V234L12 235L13 236V238L15 239L14 240V244H12V246L10 247V249L8 250V251H10L11 253H13L18 247H19V245L22 243V241L24 240V239H26V238H28L30 235H32L31 234V230H32V228H33V225H31V222L33 221V220H35L36 219V214H37V211H38V213L40 212V210H38V206H39V204L41 203V201H42V197H43ZM75 194V193H74ZM231 194H234V193H231ZM235 194H236V192H235ZM1 195H3V193L1 194ZM0 195V196H1ZM200 195V194H199ZM201 195H203V194H201ZM206 195V194H205ZM209 194H207V196H208ZM211 195H209L210 196V198H212V199H214V201H215V199H218V197H216V196H212L211 197ZM219 194H217V196H218ZM238 195H239V193H238ZM102 196H106V194L105 195H101V192H99V191H97L96 189H92V192H91V196L89 197V199L86 201V203H85V206H83L82 208H80V207H77L78 205H75V203L73 202V200H71L70 201V203L72 204L71 205V207H68L67 209H66V212H65V215H64V217L66 218V219H68V221L70 222H72V221H75V220H77L79 217H81V212H82V216H83V214L84 215H88V214H90V212H91V208L93 207V206H96L98 203H100L101 201H102V203L101 204H103V202H105V199L102 197ZM204 196V195H203ZM208 196V197H209ZM220 197H221V195H219ZM225 196V195H224ZM117 197V196H116ZM196 198L198 197V196H195ZM216 197V198H215ZM9 198V197H8ZM7 198V199H8ZM120 199H121V197H119ZM194 198V197H193ZM193 198H191V199H193ZM199 199H200V197H198ZM5 199V198H4ZM11 199V198H10ZM68 199V198H67ZM190 199V198H189ZM195 199V198H194ZM199 199H197V200H199ZM207 197L205 198V199H203V201L205 202V204L204 205H206L208 202H207ZM220 199V198H219ZM218 199V200H219ZM9 200V199H8ZM196 200V202H198ZM222 200H223V195H222ZM221 200V201H222ZM0 201H1V199H0ZM4 201H6V200H4ZM30 201V200H29ZM68 201V200H67ZM177 201H179V200H177ZM192 201V200H191ZM194 201V200H193ZM200 201H201V199H200ZM6 202V203H7ZM60 202V203H59ZM125 202H127V200L125 201ZM124 202V204H126ZM196 202H195V204H196ZM3 203H5V202H3ZM5 203V204H6ZM216 203V202H215ZM222 203V202H221ZM2 204V203H1ZM1 204H0V207H1ZM57 207H56V210H55V213H57L58 214V216H59V210H60V204H61V201H57ZM168 204V203H167ZM197 204H199V203H197ZM219 204V203H218ZM222 204H224V203H222ZM7 205V204H6ZM16 205V206H15ZM29 205V204H28ZM64 205V204H63ZM221 205V204H220ZM4 206V205H3ZM198 206H200V205H198ZM101 207V206H100ZM3 209V208H2ZM23 209V208H22ZM4 210V209H3ZM3 210H1L0 209V213L2 214V215H4V212H3ZM3 212V213H2ZM162 212V211H161ZM161 212H160V214H161ZM0 214V215H1ZM15 215V214H14ZM13 215V218H15L16 216H14ZM4 216V217H5ZM85 216V217H86ZM6 218V217H5ZM10 218V217H9ZM1 219H3L2 217H0V222H2L1 221ZM12 220H14V219H12ZM16 220V221H17ZM6 222L8 221V220H5ZM5 221H3V222H5ZM15 221V222H16ZM83 223V222H82ZM3 223H1V225H2ZM10 224V223H9ZM0 225V226H1ZM4 225L5 224H3L2 226L4 227ZM19 226V225H18ZM5 228V227H4ZM7 228V227H6ZM1 229V228H0ZM10 229V227L7 229V230H9ZM5 230V229H4ZM11 231V230H10ZM5 232V231H4ZM2 233V232H1ZM3 234H5V233H2V235ZM9 234V233H8ZM7 234V235H8ZM12 234V233H11ZM1 235V234H0ZM12 236L11 237H8L7 238V240L9 239V241H10V239L12 238ZM3 237H5V235L4 236H2V238ZM7 237V236H6ZM6 237H5V239H6ZM1 238V237H0ZM12 238V239H13ZM4 241V240H3ZM6 242V241H5ZM8 242V241H7ZM6 242V243H7ZM1 246H3L2 244H1ZM65 246V245H64ZM7 250L6 249V247L5 248H0V250ZM7 251V252H8ZM37 255H39L38 253H37ZM59 255H60V247H56V251H55V253L53 254V256H52V262H56V260H57V258L59 257ZM257 258V256H255V258L254 257H252L251 258V262H254L255 261V259ZM60 259V258H59ZM62 259V258H61ZM259 263L261 262L260 260H257ZM68 264V263H67Z\"/></svg>","mask_w":264,"mask_h":264},{"label":"crops","instance_id":"3","mask_svg":"<svg viewBox=\"0 0 264 264\" xmlns=\"http://www.w3.org/2000/svg\"><path fill=\"white\" fill-rule=\"evenodd\" d=\"M263 2H264V0H263ZM112 19L114 20L115 23L118 24V26L120 27V30L124 31L127 29L128 25H127L126 18L124 16L119 15V14H113ZM143 21H144V19H143ZM145 23H147V22L145 21ZM147 26L149 27V25H147ZM196 46L199 47L200 49L204 50V51H207V52H217V51L221 50V46L219 44H215V43L213 44V43H211V41H209V42H202L201 41V42L197 43ZM54 59H55V62L59 61V58L56 56H54L51 59H44V60L43 59L41 60V58H40L39 61L37 59L34 60V58H33L29 61L28 65H29V68L31 70L43 71V70L48 68V66L51 64V62H53ZM142 63H144V62H141V64ZM74 70H75V75H76V73H80L84 77L90 78L93 74H97V72H98V70H100V68H99V66L97 67L95 64H93V62H89V61L82 62L81 61L74 66ZM72 79L76 81L75 76H73ZM106 95L108 97L106 98V101H105V108H104L105 111L110 109L109 102L112 100V97L110 94H106ZM124 101H125V103H124L125 106H128V104H127L128 98H125ZM93 106H94V108H93ZM99 106H102V105L100 104V100L97 99V96H90L89 98L85 99L82 103L76 104L74 107H72L71 110H69L68 114L58 124H56V125L48 128V129L44 130L43 132H41V134H40L41 139L44 142H50V141H54V140L67 138L70 134H72V132L74 130H76V127L78 124L77 122L80 120V118H82L84 115H87L88 117H90L89 116L90 113L95 111V109L99 108ZM150 112H151V114H150ZM150 112H146L148 114H145L143 116H146V118H147L146 120H148V122L153 121L155 123L158 119V115L154 111L153 112L150 111ZM138 115H140V114L138 113ZM153 116L155 117V119ZM217 122L218 123L221 122V119L218 117H217ZM154 123L152 124V125H154L153 127L158 125V123H156V125ZM143 125L144 124L142 123L141 127L144 131L145 126L143 127ZM96 126H97V128H95ZM96 126L94 127V129L99 130V124H96ZM146 127H148V126H146ZM125 129H128L127 130L128 132L131 131V130H129L128 127L124 128L123 130H125ZM120 131H122V130H120ZM147 131H149V129ZM99 132H96V134L97 133L99 134ZM55 135H57V136H55ZM233 156L235 158H237L236 157L237 152L234 151ZM238 158H239V156H238ZM92 189H96V187L91 182H83V181L72 182V183L68 184L66 189H65L66 194L64 197V201L67 200V198H69V199L77 202L79 205L85 204L86 201L91 196ZM64 201H63V204H64ZM162 209H163V205H162L161 201L153 198V199H151V201H149L147 203L146 206H144V208H142L139 211V216L142 219H146V220L152 219V218H155L157 215H159L160 212L162 211ZM78 249H79V245H77V242L75 240H68L67 242H63L61 247H60V255L54 264H67V263L68 264H86L84 261V258L82 260L78 259V255H79Z\"/></svg>","mask_w":264,"mask_h":264}]
</instances>
